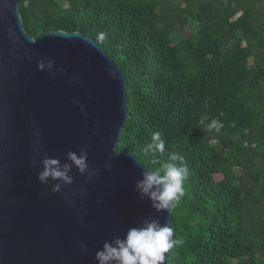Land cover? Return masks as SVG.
Instances as JSON below:
<instances>
[{
  "label": "trees",
  "instance_id": "trees-1",
  "mask_svg": "<svg viewBox=\"0 0 264 264\" xmlns=\"http://www.w3.org/2000/svg\"><path fill=\"white\" fill-rule=\"evenodd\" d=\"M19 7L35 37L106 34L98 43L127 78L120 151L153 169L171 153L185 157V195L171 220L183 244L167 264H264V0H20ZM204 115L223 122L219 133L199 124ZM156 131L166 146L153 155L144 148Z\"/></svg>",
  "mask_w": 264,
  "mask_h": 264
},
{
  "label": "water",
  "instance_id": "water-1",
  "mask_svg": "<svg viewBox=\"0 0 264 264\" xmlns=\"http://www.w3.org/2000/svg\"><path fill=\"white\" fill-rule=\"evenodd\" d=\"M19 5L0 0V264H98L105 241L147 218L171 225L172 210L141 199L135 186L147 166L113 151L129 115L123 69L80 31L28 33ZM44 58L55 75L38 69ZM82 147L98 170L90 181L75 166L60 192L37 179L46 155L63 162Z\"/></svg>",
  "mask_w": 264,
  "mask_h": 264
},
{
  "label": "clouds",
  "instance_id": "clouds-1",
  "mask_svg": "<svg viewBox=\"0 0 264 264\" xmlns=\"http://www.w3.org/2000/svg\"><path fill=\"white\" fill-rule=\"evenodd\" d=\"M105 38L106 34L101 32L96 37V41L103 42ZM54 64L53 59L44 58L38 61L37 67L39 70H48L50 74L55 75L52 71ZM80 79L75 77L76 81ZM81 110H84L83 105ZM199 124L209 132L216 133H219L224 126L219 118L209 121L207 115L201 116ZM165 146L163 134L156 131L152 134L150 142L145 144L144 151L153 155L162 154L165 152ZM113 151L115 154L121 152L116 144ZM65 155L66 160L63 162L58 157L47 155L41 161L43 168L38 173L37 179L45 185H48L50 180L54 181L55 183L51 185L54 193L60 192L65 184L73 183L74 166L81 175H86L89 181L98 174V170L89 168L87 147L80 148L79 153L70 149ZM169 160L171 162L164 163L159 168L146 167L142 172V179L137 181L135 186L140 198L149 199L152 208L158 213L171 212L185 195L184 185L189 174L185 157L174 152L170 154ZM176 161L179 163H173ZM106 167L110 169L111 163ZM80 191L86 192V188L82 185ZM182 244L183 240L174 236V229L170 223L162 224L159 218H147L143 226L129 228L123 238L117 236L105 241L103 247L96 251L95 260L98 264H165V254ZM81 248L85 252L88 251V245L85 243H81Z\"/></svg>",
  "mask_w": 264,
  "mask_h": 264
},
{
  "label": "rangeland",
  "instance_id": "rangeland-1",
  "mask_svg": "<svg viewBox=\"0 0 264 264\" xmlns=\"http://www.w3.org/2000/svg\"><path fill=\"white\" fill-rule=\"evenodd\" d=\"M184 33L190 34L192 32L190 26H183ZM218 178H221V175L218 176Z\"/></svg>",
  "mask_w": 264,
  "mask_h": 264
}]
</instances>
